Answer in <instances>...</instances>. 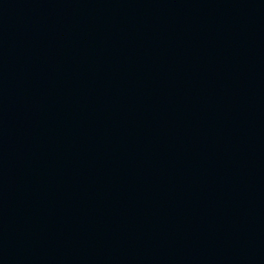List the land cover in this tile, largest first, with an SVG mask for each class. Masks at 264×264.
Here are the masks:
<instances>
[{"label": "water", "instance_id": "1", "mask_svg": "<svg viewBox=\"0 0 264 264\" xmlns=\"http://www.w3.org/2000/svg\"><path fill=\"white\" fill-rule=\"evenodd\" d=\"M0 264H264V0H0Z\"/></svg>", "mask_w": 264, "mask_h": 264}]
</instances>
